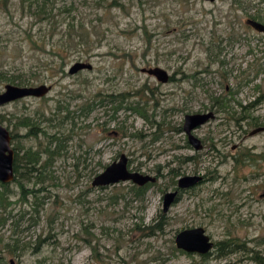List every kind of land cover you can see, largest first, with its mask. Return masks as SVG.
<instances>
[{
    "label": "rangeland",
    "instance_id": "rangeland-1",
    "mask_svg": "<svg viewBox=\"0 0 264 264\" xmlns=\"http://www.w3.org/2000/svg\"><path fill=\"white\" fill-rule=\"evenodd\" d=\"M110 1L48 0L60 21L76 18L101 33L93 35L101 44L92 56L71 55L63 74L45 68L58 60L51 51L61 32L56 22L50 28L48 16L40 21L44 15L33 17L20 0H0V92L7 84L23 86L22 79L52 86L43 97L0 107V123L15 135L14 151H55L36 186L46 187L38 222L32 195L15 211L21 246L47 239L39 255L30 248L20 264L43 256L46 264H257L253 251L264 256V131H254L264 127V33L248 20L264 23V0H120L123 8H109ZM49 32L46 51L30 42V34L41 42ZM78 61L92 69L69 73ZM156 66L174 79L161 82L142 71ZM109 94H126L129 102L117 109V102L103 100ZM210 111L216 117L193 131L204 144L197 151L188 144L185 117ZM26 117L59 139L50 142L43 131L23 126ZM33 130L37 136L29 135ZM122 154L131 170L157 177L143 198L131 181L92 185ZM49 156L43 152V161ZM187 175L204 179L179 190L182 196L164 212L165 193ZM162 214L164 230L148 235ZM200 226L215 245L238 238L246 250L222 257L215 246L202 258L179 249L178 232ZM0 233L12 235V220Z\"/></svg>",
    "mask_w": 264,
    "mask_h": 264
},
{
    "label": "trees",
    "instance_id": "trees-1",
    "mask_svg": "<svg viewBox=\"0 0 264 264\" xmlns=\"http://www.w3.org/2000/svg\"><path fill=\"white\" fill-rule=\"evenodd\" d=\"M6 3V1H4ZM20 4L22 5V8L28 9V11L31 12V15L37 16V15H44L40 21L45 20L46 16H48L50 21V28L52 26L53 21L56 22L57 26L60 28L61 32H57L55 35L58 37V42L56 45L51 46V51L56 54V58L58 60H52L49 61L45 68L46 70H54L56 69L57 72L60 71L61 73H65V67L68 64L69 57L71 55H75L76 53L81 57H90L92 56L93 50L98 48V46L101 44L100 37L93 38V35H101L100 32L93 31V25L90 26L84 21H77L76 18H64L63 21H60L59 14L53 13V8H49L47 5L48 0H20ZM68 3L64 4L63 10L69 11ZM109 8L112 7H124V4L120 0H111L108 4ZM53 16V17H52ZM39 17V16H38ZM47 18V19H48ZM250 25V24H248ZM251 26V25H250ZM252 27V26H251ZM57 27H54V29ZM54 35V34H53ZM50 36V32L48 34H45L43 36V40L38 41L36 39H33V36L30 34L29 39L30 42L36 46L41 51H46V39L45 37ZM59 41H62L60 44ZM35 49V48H34ZM1 75H4L3 72H0ZM10 81L15 82V79L8 78ZM173 80L174 78H170ZM30 81L26 80H20V84L28 85ZM105 98L103 100H109V102H117L118 108L122 107L123 104H128L129 97H126V94L121 95H114L109 94L104 96ZM220 102V101H219ZM218 101L216 103H219ZM225 102V101H223ZM142 102H137L135 105H139ZM131 104V103H130ZM94 103H89L87 106V109H92ZM132 105V104H131ZM221 110V109H220ZM36 120L26 117L22 121V125L26 127L35 128V126H39L36 123H34ZM258 124V123H257ZM40 127V126H39ZM44 134H46L51 141L53 142V139H59L58 136L55 135H49V133L43 129ZM39 133V132H38ZM38 133L36 131H30V136H37ZM55 141V140H54ZM188 144H190L188 142ZM50 153L49 158L46 161H43V152ZM55 151H52L51 149H47L46 151L42 150H33V148L27 149L23 154L21 153L20 149H15V160H14V170H15V179L11 183H3L0 182V227H4L8 221L12 220L13 222V233L10 237H6L3 234L0 233V264H12L13 259L16 257L18 258L19 262L17 264H20V258L25 255L30 248H33L31 251L32 254L39 255L41 253V249L44 245V243L47 241V239L39 237L36 244L34 246L32 245H20V238L18 236V229L20 226V209L18 212L15 213L16 208L18 206L19 202L23 203H29V196L32 195L34 201L30 202L32 205L33 212L35 214L32 217V220L34 222H38V217L40 216L39 212V206L42 202L43 197H41L40 192L46 191V187H43L41 185L40 188H37V185L43 184V180L46 177V168L47 163L51 160L52 154H54ZM240 154L239 157L236 158V162L238 164L244 163V160L247 156V154ZM196 159V156L193 157H186L183 162L186 161H192ZM182 162V158L180 159ZM172 172L174 174L179 175L178 169L173 168ZM159 174V173H158ZM25 181H27L25 183ZM33 184V186L30 188L29 185ZM13 184H16L18 189H15L13 187ZM152 183H148L144 186H139L137 184L133 183V190L138 191L135 194L137 197L143 198L144 193L146 191V188L151 185ZM100 187V186H99ZM104 187V186H102ZM180 195L178 197H181ZM17 197L16 200L13 198ZM20 204V203H19ZM19 213V215H18ZM27 213V212H26ZM23 214L22 216H24ZM162 221L157 222L153 225H150L147 227L149 229L148 235L156 234L158 231L164 230V223L167 222V216L162 214ZM218 247V252L221 254V256H226L228 253L233 251H239V250H246L245 244H243L238 238H230L228 240L218 242L216 245ZM211 253V252H210ZM202 255V258L208 257V255ZM253 257L251 258L254 260L257 264H264V256L259 252L253 251ZM10 258H12L10 260ZM47 256L43 257H37L35 260V264H46L47 262ZM14 263V261H13Z\"/></svg>",
    "mask_w": 264,
    "mask_h": 264
},
{
    "label": "water",
    "instance_id": "water-1",
    "mask_svg": "<svg viewBox=\"0 0 264 264\" xmlns=\"http://www.w3.org/2000/svg\"><path fill=\"white\" fill-rule=\"evenodd\" d=\"M214 2L216 0H206ZM248 24L264 32V23L249 19ZM83 69H92V64L89 62L78 61L73 64L69 70V73L76 74ZM143 72L154 75L161 82H167L171 76L168 71L160 66L152 68H143ZM51 85L39 84L35 86H20L15 84H7L5 89L0 92V107L10 103L12 101L24 98V97H43L50 92ZM215 114L213 112L187 114L184 122V131L188 135V140L191 146L197 151L204 148L202 140L194 134V130L213 119ZM264 131V127L256 129L254 132ZM12 136L6 126L0 123V182L11 183L15 179L14 160L15 151L12 147ZM128 160L126 154H122L120 159L114 161L106 167V169L98 174L92 185L96 187L114 185L120 182L131 181L139 186H144L148 183H154L157 180L156 176L150 174H144L139 171H133L128 166ZM203 176L199 175H187L178 179V189L174 191H168L164 195V212H168L173 202H175L179 196V190L187 189L196 186L203 180ZM176 245L179 249H182L188 253H196L200 255H206L210 253L215 247V242L210 235L207 234L204 227H194L181 230L176 235Z\"/></svg>",
    "mask_w": 264,
    "mask_h": 264
},
{
    "label": "flooded vegetation",
    "instance_id": "flooded-vegetation-1",
    "mask_svg": "<svg viewBox=\"0 0 264 264\" xmlns=\"http://www.w3.org/2000/svg\"><path fill=\"white\" fill-rule=\"evenodd\" d=\"M262 23H263V22H262ZM260 32L264 33L263 31H260ZM23 86H24V85H23ZM25 86H26V85H25ZM29 86H31V85H29ZM31 97H32V96H31ZM24 98H26V97H24ZM21 99H22V98H21ZM18 100H19V99H18ZM211 112H213V113L215 114L214 111H211ZM215 117H216V114H215ZM215 117H214V118H215ZM22 121H23V120H22ZM22 121H21V122H22ZM35 128L38 129L39 131H43V130L40 129L39 126H36ZM8 130H9V129H8ZM9 131H10V130H9ZM10 133H11V132H10ZM11 136H12V141H13V138L15 137V135H14L13 133H11ZM12 141H11V142H12ZM12 147H13V145H12Z\"/></svg>",
    "mask_w": 264,
    "mask_h": 264
}]
</instances>
